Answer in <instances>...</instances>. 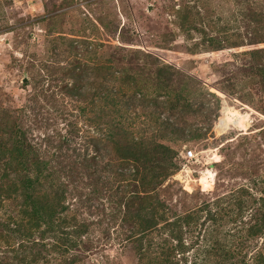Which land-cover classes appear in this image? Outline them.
I'll use <instances>...</instances> for the list:
<instances>
[{
    "label": "rangeland",
    "instance_id": "rangeland-1",
    "mask_svg": "<svg viewBox=\"0 0 264 264\" xmlns=\"http://www.w3.org/2000/svg\"><path fill=\"white\" fill-rule=\"evenodd\" d=\"M260 48L264 0H0V135L20 127L53 167L51 154L61 150L73 167L64 215L76 224L63 229L79 228L68 252L53 249L60 240L51 232L40 236L46 224L20 238L4 225L18 220L21 198L2 199L0 264L23 256L25 264L153 260L155 248L140 252L121 221L118 199L138 181L133 162L113 149L117 118L129 139L177 151V168L155 189L165 218H195L183 225L177 264H264V231H249L264 213L263 62L250 54ZM77 73L78 100L60 92ZM104 88L115 94L102 98ZM127 107L131 125L113 113ZM7 138L0 142L9 148ZM85 155L87 168L77 170ZM6 161L0 151V188L17 180ZM156 230L153 242L175 245ZM33 252L38 261L30 263Z\"/></svg>",
    "mask_w": 264,
    "mask_h": 264
},
{
    "label": "trees",
    "instance_id": "trees-1",
    "mask_svg": "<svg viewBox=\"0 0 264 264\" xmlns=\"http://www.w3.org/2000/svg\"><path fill=\"white\" fill-rule=\"evenodd\" d=\"M262 52H264V49L260 48L250 51V54L253 59H262L263 63L259 64L257 70L263 78L264 85V58L262 57ZM67 75L71 77V81L66 80L60 86V92H64L66 96L78 100L84 93L80 89L83 76L81 73ZM113 77L119 80L123 79L121 76ZM131 78L128 77L129 80ZM165 79L167 81L164 83L170 85L171 79L167 77ZM120 89L122 88H119V92L123 93ZM102 92L101 97L105 99L111 98L115 94L109 88H104ZM111 104V108H115L113 100ZM120 112L122 111L118 109L113 110V113H117L118 117H122L124 114L125 122L131 125L134 118L129 115V108L127 107V110H124L122 114ZM117 119H112L117 128L118 135L115 148L113 146V149L118 157L133 162L135 168L132 179L138 181V185H134V190H130L131 192L127 196L126 190H122V194L118 199V204L122 208L120 209L122 214L121 221L132 228L129 230V234L126 235V239H134L140 252L144 250V246L145 250L155 248L153 260L148 261L147 264H177L178 260H173L175 252L183 253L186 251L182 240L183 225L188 224L190 220L195 218L192 214L185 216L175 214L172 218H165L164 210L166 205L155 193L156 187L164 179L172 175L173 171L177 168L174 162L177 151L167 144L152 140L145 141L142 137L137 139L132 137L129 139L130 132L125 130L123 125H121L123 122ZM4 136L5 138L6 136L8 137V142L11 144L7 148L6 141L2 140L0 142V151L3 155H7L5 165H7L8 173H14L15 177L13 179L17 180L9 182L7 188H0V204L2 199L18 195L21 198L22 205L18 220L11 218L12 221L7 222L6 226L4 225V227L9 229L5 231L14 233L21 238L26 234L29 236L32 234L29 232L30 228H38L41 224H46L47 226L40 231V236H45L46 233L51 232L53 237H58L60 240L57 245L53 246V249L68 252L77 245L76 236H79L78 227L71 228L70 230L63 229V226L69 223L70 227L76 225L71 222L73 217L69 219L64 215L68 208L65 202L69 191L66 176L71 173L73 167L69 163H62L61 158L63 156L60 154L61 150H57V152H52L51 154L58 160L57 167L50 166L48 160L45 159L47 152L40 153L39 148L33 146L28 141L25 132L21 131L20 127L17 128L14 125L12 130L8 132V135L5 133L0 135L2 138ZM57 148L61 147L58 146ZM75 164L77 170L86 169L89 164L87 155ZM129 186L130 184H127L126 187ZM160 221H163L161 226H159ZM73 222H75V219ZM263 228L264 213L261 214L255 224L251 226L252 230L249 231L252 235H255L263 233ZM155 230L157 232L166 231L171 239L175 241V245H167V242L164 240L153 242L152 233ZM21 243L18 245H21ZM38 245L41 253L45 245L42 243H38ZM38 253L33 252L31 254L30 263L38 261ZM25 258L24 256L19 258L20 264H25Z\"/></svg>",
    "mask_w": 264,
    "mask_h": 264
},
{
    "label": "built area",
    "instance_id": "built-area-1",
    "mask_svg": "<svg viewBox=\"0 0 264 264\" xmlns=\"http://www.w3.org/2000/svg\"><path fill=\"white\" fill-rule=\"evenodd\" d=\"M186 157H192L193 156V150L192 149H189L186 151Z\"/></svg>",
    "mask_w": 264,
    "mask_h": 264
}]
</instances>
